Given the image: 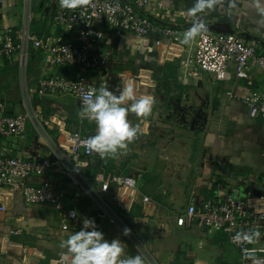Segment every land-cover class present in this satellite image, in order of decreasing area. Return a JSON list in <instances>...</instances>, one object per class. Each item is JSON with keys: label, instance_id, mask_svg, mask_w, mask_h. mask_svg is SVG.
<instances>
[{"label": "crops", "instance_id": "obj_1", "mask_svg": "<svg viewBox=\"0 0 264 264\" xmlns=\"http://www.w3.org/2000/svg\"><path fill=\"white\" fill-rule=\"evenodd\" d=\"M162 2L166 8L164 17H151L156 25L178 31L192 26L194 18L188 10L194 0ZM56 3L57 0H0V39L5 31L16 35L28 16L36 37L51 34V14ZM197 15L211 31L236 33L245 41H257L264 55V0H220L212 9ZM99 27L105 33L102 45L107 64L99 76L98 88L104 85L116 91L123 87V75L137 77L143 80L135 82L137 97L153 96L156 103L146 119L129 114L134 125L144 121L128 155L102 159L92 151L90 156L80 158L85 165L79 171L97 190L98 178L109 182L103 199L122 215L138 244L123 235L107 213L79 191L53 158L50 171L30 177L27 185L39 188L44 183L55 184L64 207L76 210L78 218L63 230L60 213L53 206L27 204L22 189H0V264H53L62 253L66 254L60 248L61 242L83 227L84 218L94 219L107 240L119 239L124 244L125 257L139 252L146 264H238L240 253L225 233L196 225L178 227L176 216L189 205L198 206L221 193L242 198L255 211H264V123L251 119L241 100L254 89H264V75L254 68L250 82L228 73L223 81L212 74H202L201 80L189 79L185 84L180 67L189 52L181 34L177 43L157 46L156 34L146 40L106 25ZM69 74L70 69L47 65L41 51L30 49L26 84L39 116V130L28 121L18 136L0 137L1 155L41 160L50 155V139L63 147L74 162L66 150L67 134L79 132L88 138L95 134V124L78 116L80 106L74 96H40L36 91L41 78ZM21 86L18 64L13 59H2L0 102L7 115L22 113ZM193 89H197L200 99H195ZM181 91L192 92L186 99L196 103L198 115H168L172 109L168 106L170 95ZM141 135L149 139H140ZM126 176L136 177L137 191L121 188L114 180ZM118 195H125L123 208L116 205ZM144 196L150 201L144 202ZM252 248L258 257L264 256V232Z\"/></svg>", "mask_w": 264, "mask_h": 264}, {"label": "built area", "instance_id": "obj_2", "mask_svg": "<svg viewBox=\"0 0 264 264\" xmlns=\"http://www.w3.org/2000/svg\"><path fill=\"white\" fill-rule=\"evenodd\" d=\"M163 0H92L90 6L77 9L75 12L61 9L58 2L51 14L54 32L43 37H36L30 30L31 17L28 16L20 31L13 35L5 31L0 39V61L13 59L19 67L22 81V104L24 111L20 114L7 115L5 105L0 102V137H15L21 134L26 123L31 121L38 129L39 116L36 113L32 96L27 88V68L31 48L41 51L44 62L54 67H66L72 74L47 75L36 83V91L40 96L47 94H66L76 98L81 108L82 95L92 88L98 89L99 76L106 69L107 57L103 47L105 33L99 25H106L122 33H131L143 39L156 34L158 39L154 45L177 43L179 35L190 27L178 31L156 25L151 17H164ZM115 11H109V9ZM207 29V28H206ZM59 30V32H57ZM189 56L181 63L183 82L189 79L199 81L202 74H212L218 81H223L228 73L236 79L250 82L252 72L257 68L264 75V55L257 41H245L236 33H217L207 29L189 44H185ZM121 85L128 84L136 91V83L143 80L137 77H123ZM24 81V84H23ZM151 85L155 81L151 79ZM231 95V93L229 94ZM248 107L249 117L264 123V89L252 90L241 98ZM144 120H140L141 126ZM87 137L81 133H69L66 136V150L73 161L64 153V149L52 140H48L50 155L41 160H25L17 156L0 154V189H22L29 205H51L59 213L63 223L62 229L68 230V222L78 218L74 209H66L62 202L61 192L55 184L44 183L39 188L29 187L27 180L32 176H44L52 167V159L61 165L64 174L88 195L92 201L111 218L122 231L126 227L121 214L108 207L103 194L109 188V182L98 178L99 190L88 183V179L79 171L85 163L82 157L90 156L92 150L82 142ZM121 188L137 191V179L134 176L115 177ZM125 195L116 198L117 207L123 208ZM149 202V197H143ZM176 225L182 228L198 226L209 231L225 233L232 246L240 253L238 264H252L242 256V247L252 248L253 244L238 245L232 237L238 231L256 229L264 232V211H255L242 198L235 199L227 193L214 196L200 205L191 204L185 212L176 216ZM135 244L138 240L127 236ZM258 257V256H257ZM264 260V256H259ZM71 257L64 253L53 264H70Z\"/></svg>", "mask_w": 264, "mask_h": 264}, {"label": "clouds", "instance_id": "obj_3", "mask_svg": "<svg viewBox=\"0 0 264 264\" xmlns=\"http://www.w3.org/2000/svg\"><path fill=\"white\" fill-rule=\"evenodd\" d=\"M61 9L75 12L90 6L92 0H57ZM220 0H194L188 10L194 18L192 26L183 34V44H189L197 35L206 31V27L198 13L212 9ZM109 11H115L110 8ZM156 98L149 95L137 97L134 88L125 84L116 91L109 90L107 86L92 88L82 95L81 108L78 116L87 119L96 126L95 134L82 143L98 154L102 159L120 158L131 151L130 145L141 134L138 124L134 125L129 114H135L138 119L151 116ZM83 227L71 234L60 244L61 249L71 257L70 264H146L142 254L135 256L124 255V244L119 239L111 241L105 238L94 219L84 218ZM123 235L130 236L131 229L125 227ZM261 237L260 231L250 229L238 231L232 241L238 245L255 244ZM139 248V246H137ZM242 256L252 264H264L256 255V249L242 247ZM62 258L64 253L61 254Z\"/></svg>", "mask_w": 264, "mask_h": 264}, {"label": "water", "instance_id": "obj_4", "mask_svg": "<svg viewBox=\"0 0 264 264\" xmlns=\"http://www.w3.org/2000/svg\"><path fill=\"white\" fill-rule=\"evenodd\" d=\"M193 93L195 94L194 96L196 97L195 99H200V96L196 93L197 89H193ZM189 92H186V91H181V92H175L173 93L172 95H170V99H169V107H171V111L168 113L169 116H179V115H183L184 117L185 116H196L198 115V110L199 108L197 109L196 108V103L193 104V102H189L187 99H186V96H189L188 94ZM184 104V107L187 108V111L189 112H186V109H184V107L182 108V105ZM180 117V116H179ZM191 119V118H190ZM140 139H149L148 136H143L141 135L140 136Z\"/></svg>", "mask_w": 264, "mask_h": 264}, {"label": "rangeland", "instance_id": "obj_5", "mask_svg": "<svg viewBox=\"0 0 264 264\" xmlns=\"http://www.w3.org/2000/svg\"><path fill=\"white\" fill-rule=\"evenodd\" d=\"M34 1H36V0H34ZM34 11H35V8H34L33 12H34ZM29 57H30V53H29ZM23 84H24V81H23ZM22 94H23V92H22ZM21 111L23 112L24 109H21Z\"/></svg>", "mask_w": 264, "mask_h": 264}, {"label": "flooded vegetation", "instance_id": "obj_6", "mask_svg": "<svg viewBox=\"0 0 264 264\" xmlns=\"http://www.w3.org/2000/svg\"><path fill=\"white\" fill-rule=\"evenodd\" d=\"M192 124H193V120H192V122H191Z\"/></svg>", "mask_w": 264, "mask_h": 264}]
</instances>
